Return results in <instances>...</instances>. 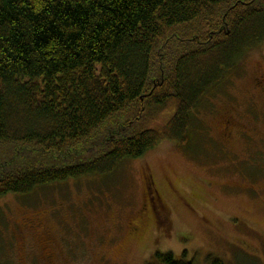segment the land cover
Instances as JSON below:
<instances>
[{"label": "trees", "instance_id": "16d2710c", "mask_svg": "<svg viewBox=\"0 0 264 264\" xmlns=\"http://www.w3.org/2000/svg\"><path fill=\"white\" fill-rule=\"evenodd\" d=\"M262 45L264 0H0V200L185 147Z\"/></svg>", "mask_w": 264, "mask_h": 264}, {"label": "rangeland", "instance_id": "374dc122", "mask_svg": "<svg viewBox=\"0 0 264 264\" xmlns=\"http://www.w3.org/2000/svg\"><path fill=\"white\" fill-rule=\"evenodd\" d=\"M241 60L196 110L185 147L164 139L108 176L2 197L0 264H148L158 252L264 264V45ZM158 232L181 241L179 256Z\"/></svg>", "mask_w": 264, "mask_h": 264}, {"label": "clouds", "instance_id": "9594fccd", "mask_svg": "<svg viewBox=\"0 0 264 264\" xmlns=\"http://www.w3.org/2000/svg\"><path fill=\"white\" fill-rule=\"evenodd\" d=\"M154 238L156 240L159 239V243L162 246L161 250L164 252H167L168 250H172L175 253V255L179 256L183 250V244L172 233L169 237L168 235H165V232L163 233L158 232L155 234Z\"/></svg>", "mask_w": 264, "mask_h": 264}, {"label": "flooded vegetation", "instance_id": "af4514ba", "mask_svg": "<svg viewBox=\"0 0 264 264\" xmlns=\"http://www.w3.org/2000/svg\"><path fill=\"white\" fill-rule=\"evenodd\" d=\"M229 124H230V121H225V122H223V125L226 127V130H228V128H229ZM147 196V195H146ZM147 201H148V205H147V207L150 209V211H151V213L153 212V218L154 219H157L156 218V212H155V205H153V203H152V200H151V198H149V196H147ZM155 201H158V196L156 195L155 196ZM159 202V201H158ZM158 202H156L157 203V207H159L158 206ZM128 228L132 231V232H135L136 230H135V227H134V225L133 224H129V226H128Z\"/></svg>", "mask_w": 264, "mask_h": 264}]
</instances>
